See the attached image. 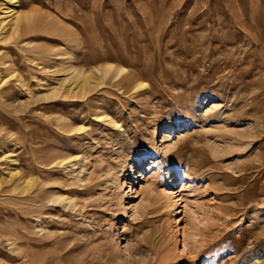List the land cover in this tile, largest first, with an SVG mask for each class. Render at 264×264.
<instances>
[{"label": "rangeland", "instance_id": "rangeland-1", "mask_svg": "<svg viewBox=\"0 0 264 264\" xmlns=\"http://www.w3.org/2000/svg\"><path fill=\"white\" fill-rule=\"evenodd\" d=\"M14 1L0 264H264V0ZM69 63L95 88L47 99Z\"/></svg>", "mask_w": 264, "mask_h": 264}, {"label": "bare ground", "instance_id": "bare-ground-1", "mask_svg": "<svg viewBox=\"0 0 264 264\" xmlns=\"http://www.w3.org/2000/svg\"><path fill=\"white\" fill-rule=\"evenodd\" d=\"M5 3H6V6L5 7H2L0 9V43H5L7 40H10L11 38L13 37H16V36H19L21 35V33L23 32L24 27L26 25H24L25 22H23V17L19 14V12L17 11V5L15 4L16 2L14 0H5ZM28 23V22H27ZM26 24V23H25ZM31 25V24H30ZM27 28V27H26ZM29 28V27H28ZM31 29V28H30ZM26 34V33H25ZM8 42V41H7ZM6 42V43H7ZM5 43V44H6ZM64 54V53H63ZM66 54V53H65ZM65 56V55H63ZM64 59V57L62 58ZM66 59V58H65ZM67 59H71V58H67ZM71 62V61H70ZM2 64V63H1ZM4 64V63H3ZM102 71L101 72V75L102 76H105L112 68L111 65H102ZM100 70V69H99ZM123 71V69H119L117 70L116 73H121ZM58 72H61V70H58ZM62 72L65 74L64 78H63V81L61 83V85L59 86H56L51 89H49V92H48V95H46L45 97L48 99V98H54L53 100H57V99H69V98H80V97H85L86 95L90 94L93 89L95 88L94 87V84H93V75H92V72L88 69H85L83 70L82 68H78L76 66V64L74 63H69V65L62 70ZM62 73V75H64ZM67 83V84H66ZM66 84V85H65ZM96 85V84H95ZM1 86V85H0ZM47 91V90H46ZM56 103V102H55ZM98 118V120H104V115L101 113V114H98L95 116V118ZM54 119V118H53ZM108 119V118H107ZM55 123V122H54ZM53 123V124H54ZM113 123V122H112ZM116 124V123H115ZM84 128V126H80V130H82ZM165 130L167 131V129H172L173 126L171 124H168L164 127ZM71 130V129H70ZM164 130V131H165ZM232 135V134H231ZM242 136V135H241ZM247 137V136H246ZM245 145V144H244ZM241 150V149H240ZM2 158V157H1ZM52 158H55V157H52ZM59 158V157H58ZM70 158V157H69ZM67 157L59 160L58 162H56V164L53 162L51 164H53V166H59V167H64L67 165L68 163V159ZM72 158V157H71ZM58 160V159H57ZM52 161V160H51ZM71 163V162H70ZM41 164V162H40ZM43 164V163H42ZM75 165V164H74ZM74 165H71V166H74ZM69 166V167H71ZM55 168V167H54ZM170 172V171H169ZM5 173V176L7 177V181H14L16 179L19 180V171H12V170H9V171H4ZM71 174V173H70ZM172 174V173H171ZM170 175V174H169ZM21 178V176H20ZM175 178V177H174ZM24 180V179H23ZM173 180V179H172ZM176 180V178L174 179ZM34 180L32 178H29L26 180L25 179V186L27 189H32V185H34L33 182ZM16 182V181H15ZM172 182V181H170ZM169 182V183H170ZM171 184V183H170ZM188 183L186 181H182L181 182V188L182 187H185ZM171 186V185H169ZM166 192V190L164 189L163 190V193ZM122 195H126L127 193H122ZM166 194V193H164ZM174 194V193H173ZM65 196V195H64ZM166 196V195H165ZM176 196V195H175ZM175 196L172 195L171 197V201H172V205L174 207V205L177 203L176 201V198ZM72 198V197H71ZM68 198H64V197H61V196H57L56 200L58 202H61V201H67ZM72 201V200H70ZM170 201V202H171ZM75 205V204H74ZM130 206V205H129ZM132 206V205H131ZM172 207V206H171ZM129 208V207H128ZM177 209V208H176ZM172 210V209H171ZM175 211V210H174ZM178 211V210H177ZM171 215H172V212H171ZM174 217V216H173ZM177 217V216H176ZM172 218V217H171ZM189 218H190V215H189ZM179 220V219H178ZM195 219L193 218V221ZM190 221V220H189ZM175 222V221H173ZM177 222V220H176ZM193 224L194 226V222L191 223ZM190 224V225H191ZM196 225V224H195ZM192 226V227H193ZM197 226V225H196ZM194 226V227H196ZM191 227V228H192ZM175 230H174V233H173V243L176 245L178 243V240L176 238V233H177V225L174 227ZM172 229V228H171ZM194 228H192L193 230ZM196 229V228H195ZM188 230V229H187ZM191 230V231H192ZM189 231V232H191ZM197 231V230H196ZM188 232V234H190ZM186 233V232H185ZM193 233V232H192ZM196 234V232H195ZM194 234V235H195ZM186 235H184V237L186 238ZM193 235V237H194ZM172 236V235H170ZM192 237V238H193ZM196 237V236H195ZM184 238L183 240V250L184 249H187L188 247V250H191L193 247H192V244L194 245L196 242V240H194V242H192L191 244V249H189V244L191 243L190 239L192 238H189L188 236V239H189V242H187V240ZM117 239V238H116ZM172 239V238H169V240ZM127 248V246H126ZM196 249V248H195ZM182 250V251H183ZM194 249H192L191 252H193ZM200 264H212L210 261L208 260H203Z\"/></svg>", "mask_w": 264, "mask_h": 264}]
</instances>
